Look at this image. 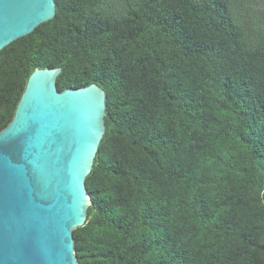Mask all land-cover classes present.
<instances>
[{"label":"trees","instance_id":"16d2710c","mask_svg":"<svg viewBox=\"0 0 264 264\" xmlns=\"http://www.w3.org/2000/svg\"><path fill=\"white\" fill-rule=\"evenodd\" d=\"M0 51V132L30 75L99 85L79 264H264V0H55Z\"/></svg>","mask_w":264,"mask_h":264},{"label":"water","instance_id":"95a60500","mask_svg":"<svg viewBox=\"0 0 264 264\" xmlns=\"http://www.w3.org/2000/svg\"><path fill=\"white\" fill-rule=\"evenodd\" d=\"M56 16L55 0H0V51ZM36 69L0 132V264H79L74 230L93 205L86 179L106 133L97 84L60 91Z\"/></svg>","mask_w":264,"mask_h":264}]
</instances>
